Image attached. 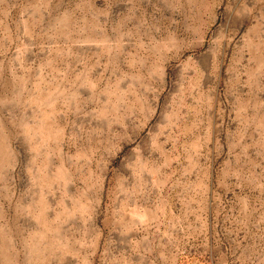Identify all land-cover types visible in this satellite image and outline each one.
<instances>
[{
    "label": "rangeland",
    "instance_id": "rangeland-1",
    "mask_svg": "<svg viewBox=\"0 0 264 264\" xmlns=\"http://www.w3.org/2000/svg\"><path fill=\"white\" fill-rule=\"evenodd\" d=\"M0 264H264V0H0Z\"/></svg>",
    "mask_w": 264,
    "mask_h": 264
}]
</instances>
